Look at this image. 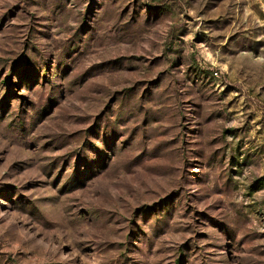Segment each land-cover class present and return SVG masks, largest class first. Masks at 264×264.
Masks as SVG:
<instances>
[{
  "label": "rangeland",
  "instance_id": "rangeland-1",
  "mask_svg": "<svg viewBox=\"0 0 264 264\" xmlns=\"http://www.w3.org/2000/svg\"><path fill=\"white\" fill-rule=\"evenodd\" d=\"M0 264H264V0H0Z\"/></svg>",
  "mask_w": 264,
  "mask_h": 264
},
{
  "label": "built area",
  "instance_id": "built-area-1",
  "mask_svg": "<svg viewBox=\"0 0 264 264\" xmlns=\"http://www.w3.org/2000/svg\"><path fill=\"white\" fill-rule=\"evenodd\" d=\"M215 75L217 76L218 74L216 73Z\"/></svg>",
  "mask_w": 264,
  "mask_h": 264
}]
</instances>
